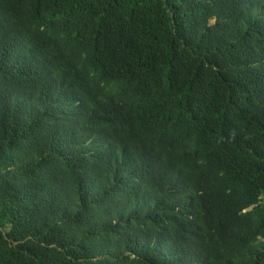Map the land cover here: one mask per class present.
Here are the masks:
<instances>
[{
    "label": "trees",
    "instance_id": "trees-1",
    "mask_svg": "<svg viewBox=\"0 0 264 264\" xmlns=\"http://www.w3.org/2000/svg\"><path fill=\"white\" fill-rule=\"evenodd\" d=\"M0 264H264V0H0Z\"/></svg>",
    "mask_w": 264,
    "mask_h": 264
}]
</instances>
